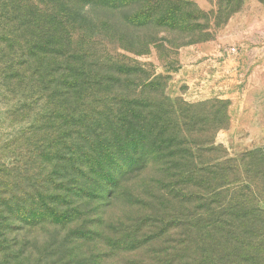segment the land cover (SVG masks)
I'll list each match as a JSON object with an SVG mask.
<instances>
[{
    "label": "rangeland",
    "instance_id": "374dc122",
    "mask_svg": "<svg viewBox=\"0 0 264 264\" xmlns=\"http://www.w3.org/2000/svg\"><path fill=\"white\" fill-rule=\"evenodd\" d=\"M92 1H83L80 7L88 10L92 19L88 26L85 23L86 32L96 39L93 44L87 41L93 48L87 49L90 47L89 53L99 54L105 62L100 70L105 71V66L114 68L121 62L154 72L162 77L156 80L157 98L163 90L172 101L197 105L199 121H210L213 116L223 120L226 111V125L213 133L215 150L207 157L219 158V162L232 160V165L238 164L247 176L264 178L263 157L249 154L261 148L264 155V0H189L193 4L188 9L189 16L195 15L199 20L170 21L169 28L141 15L145 6L152 11V0ZM135 11L137 18L132 17ZM188 25L194 30L186 36L180 30ZM150 40L156 41L147 44ZM136 41L145 45L147 54L136 55L118 47L137 46ZM0 47L7 49L5 45ZM232 47L235 51L230 50ZM18 62L15 64L21 63ZM15 64L0 59V241L9 245L2 252L0 264H41L46 244L60 236L84 237L86 240L78 242L80 251L87 256H100L93 264H159L149 257L155 259L158 255L154 250L168 246L162 243L167 237L161 234V226L145 220L142 228L134 229L138 217L162 210L167 206L166 200H159L158 193L146 192L141 186L133 187L128 195L106 200L105 195L97 193L105 182L96 177L100 170L105 171V164H98L93 157L95 165L82 171L89 179L82 184V191L71 187L59 169L61 164L68 165L73 175L81 168L76 164L84 162V154L96 158L99 155L105 162V101L110 100L105 98V83L98 87V93L96 89L86 92L88 99L76 111L80 117H74L75 121L88 129L76 127L74 134L63 140L54 134L50 119L41 118L50 115L44 107L47 105L41 96L28 91L30 77ZM89 99L97 102L98 109ZM81 110H86V116ZM69 132L73 131L68 130L65 135ZM255 184L256 194L238 191L236 195L250 196L254 207L264 211V186ZM61 186L67 187L68 196L79 204L64 208L73 212L70 222L55 227L46 225L42 223L46 189ZM30 214H34V219ZM209 235L203 228V236ZM133 236L164 237L157 245L155 239L151 240L149 249L145 245L138 256L131 257V252H123L121 246H127L124 242ZM203 248L207 250L205 245ZM107 255L113 256L101 258Z\"/></svg>",
    "mask_w": 264,
    "mask_h": 264
},
{
    "label": "trees",
    "instance_id": "16d2710c",
    "mask_svg": "<svg viewBox=\"0 0 264 264\" xmlns=\"http://www.w3.org/2000/svg\"><path fill=\"white\" fill-rule=\"evenodd\" d=\"M83 1L86 0H0V45L7 48L0 47V59L11 65L21 62L15 66L20 65L23 74L30 77L28 91L43 98L50 115L40 117L50 119L57 137L67 140L76 127L88 129L75 121L74 117H80L76 111L88 99L86 92L96 89L98 93V87L105 83V98L110 99L105 101V162L99 155L96 158L84 154V162L76 164L81 168L75 169L73 175L68 165H59L65 173L63 179L82 191V184L89 181L82 171L95 165L93 157L98 164H105V171L100 170L96 177L105 182L97 193L105 195L106 200L128 195L133 187L140 186L146 192L158 193L159 200H166L162 210L138 217L134 230L150 220L161 226V234L167 238L162 241L164 236H133L124 242L127 246H121L123 252H131V257L138 256L145 245L149 249L150 241L156 240L155 245L161 241L168 245L154 250L158 259L149 257L159 264H264V211L254 207L250 196L236 195L238 191L256 194L255 183L264 186V178L247 176L238 164L232 165V160L219 162V158L207 157L215 150L213 133L225 127L227 112L222 114L223 120L213 116L210 121H199L197 105L172 101L163 90L157 98L156 80L162 77L154 72L121 62L101 71L99 67L105 62L99 54L89 53L92 45L87 41L93 44L96 37L86 32L85 23L88 26L92 19L89 11L80 7ZM151 2L152 11L145 6L141 15L168 28L170 21L199 20L189 16L188 9L193 5L189 0ZM136 12L132 17H139ZM193 30L188 25L180 32L188 36ZM114 33L120 35L118 30ZM136 43L137 46L118 47L136 55L147 54L145 45ZM105 60L111 63L109 58ZM15 74L21 77L18 70ZM88 101L98 109L95 100ZM82 112L86 116V110ZM68 130L73 132L65 135ZM262 152L257 148L249 154L264 160ZM46 192L42 223L55 227L70 222L73 212L64 208H73L79 202L68 196L69 189L61 186ZM69 197L72 199L67 200ZM30 216L34 219V214ZM203 228L209 236H203ZM58 238L50 239L44 247L41 264H93L100 258L80 251L78 242L86 240L82 236ZM7 248L9 245L0 241V258Z\"/></svg>",
    "mask_w": 264,
    "mask_h": 264
},
{
    "label": "built area",
    "instance_id": "2783aa9c",
    "mask_svg": "<svg viewBox=\"0 0 264 264\" xmlns=\"http://www.w3.org/2000/svg\"><path fill=\"white\" fill-rule=\"evenodd\" d=\"M230 50H231V51H235V48H234V47H232Z\"/></svg>",
    "mask_w": 264,
    "mask_h": 264
}]
</instances>
